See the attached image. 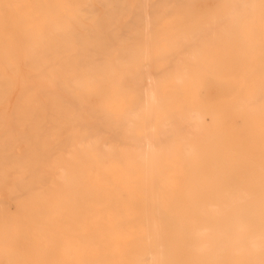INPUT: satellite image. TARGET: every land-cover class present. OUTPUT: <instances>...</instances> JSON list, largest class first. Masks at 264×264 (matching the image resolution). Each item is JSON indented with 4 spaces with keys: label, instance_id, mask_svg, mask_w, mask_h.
I'll return each mask as SVG.
<instances>
[{
    "label": "bare ground",
    "instance_id": "1",
    "mask_svg": "<svg viewBox=\"0 0 264 264\" xmlns=\"http://www.w3.org/2000/svg\"><path fill=\"white\" fill-rule=\"evenodd\" d=\"M0 1V264H264V0Z\"/></svg>",
    "mask_w": 264,
    "mask_h": 264
},
{
    "label": "rangeland",
    "instance_id": "2",
    "mask_svg": "<svg viewBox=\"0 0 264 264\" xmlns=\"http://www.w3.org/2000/svg\"><path fill=\"white\" fill-rule=\"evenodd\" d=\"M191 1V2H190ZM195 1V2H194ZM187 0V8L189 9V11H188V13H186V15L184 16V17H179V18H177V16L175 15V14H169V15H165L166 17L164 18V19H166V18H168V21H169V23L170 24H172L173 25V23L172 22H174L176 19H182V20H177V21H175L176 23H174V25L176 24V25H178V24H181V23H183L182 25H183V28L181 29L182 30V32H184L185 34H189V35H191V34H193L192 32H193V26L194 25H196L198 22H200L201 20H203V18H205V17H209V16H212V14H214V13H216V11L218 12L220 9H221V6H222V0H216L215 2H214V0H203V2L201 3V1L202 0H198V2H197V0ZM252 1V0H251ZM251 1H249L248 2V5H249V8L247 7L244 11H242L241 12V14H243L244 13V15H242L243 17L244 16H249V14L251 13V11L253 10V8L252 7H254V4H253V1L251 2ZM24 2H25V0H12V3H13V5L15 6V8H16V11L18 12V14L20 15V16H25V14H26V8L24 7ZM148 2V1H147ZM149 2L151 3V2H157V0H149ZM159 2V1H158ZM197 2V3H196ZM0 3H1V1H0ZM161 3H162V1H161ZM194 4V7H193V4ZM195 3H196V5H195ZM210 3V4H209ZM214 3V4H213ZM255 3V2H254ZM199 4V6H197ZM253 4V6H251ZM197 7H199L198 9H197ZM154 8H156V7H154ZM252 8V9H251ZM264 9V8H263ZM198 10V11H197ZM230 10L232 11V12H230ZM196 12H198V14L196 13ZM224 12H226L228 15L229 14H234L235 13V10H233V7H232V9H228V10H224ZM226 13H224V15L226 14ZM197 14V15H196ZM226 14V15H227ZM171 15V17H169ZM205 15V16H204ZM193 16V17H192ZM185 18V19H184ZM190 18V19H189ZM192 18V19H191ZM187 19V20H186ZM219 19V18H218ZM172 20V21H171ZM216 20H217V18H216ZM186 21V22H185ZM181 22V23H180ZM199 24V23H198ZM217 24H219V25H217ZM221 22L219 21V22H216V24H214V25H212L217 31H219L220 29L219 28H221ZM174 27H176V26H174ZM159 29V30H158ZM156 31L155 30H152V35L153 36H151V37H156L157 35H166V33H167V30H165V28L164 27H160V28H158ZM177 29H178V27H177ZM179 30H176L175 29V32H178ZM234 32H235V30H233ZM145 32H147V31H144L143 33H144V36H146V35H148V34H150L151 33V31L149 32H147V34H145ZM154 32V33H153ZM240 35H239V37H242V34H243V32H238ZM155 34V35H154ZM244 35V34H243ZM149 36V35H148ZM199 38V37H198ZM200 39V38H199ZM154 41V40H153ZM196 42V44H198V43H200L201 42V40H198V39H196L195 40ZM198 41H200V42H198ZM220 41V39L218 40V42ZM156 42V40L153 42V44H154V46H153V49L151 50V54H152V56H156V44L157 43H155ZM198 42V43H197ZM20 43H21V41H20ZM262 50H260V52L258 51V53H256L255 54V57H256V59H258L259 61H262V63H264V51L263 52H261ZM258 57V58H257ZM222 60H225V57L224 58H222ZM153 61H154V58H153ZM153 61H152V64H150V72L152 73V74H154L155 73V76H153L155 79H156V75H158V76H160L159 74L160 73H158V71L157 70H155V66L153 65ZM259 61H257L258 63H260ZM169 66L170 67H168L167 68V70L169 71V69H174V65H171V64H169ZM173 68H172V67ZM243 66H239L238 67V69H241ZM200 70H198V71H200V72H202V70L203 69H201V67L199 68ZM151 70H155V71H151ZM227 71V70H226ZM228 72V71H227ZM237 72H235V71H230V73H229V75H225V76H223V77H221V75L222 74H220V73H218V72H213V73H211V72H207V74L209 75H207V74H205V76H203L204 78H206V79H209L210 81H212V80H214L213 82H211L212 83V86H208L209 88L207 89V91H206V96L208 97V98H211V99H215V100H220L221 99V97L222 98H225V96L224 95H229V94H231V95H233L235 92H237V90H239V88H240V86H241V82H237V81H235L234 79H235V76H239L238 74H236ZM163 75L164 74H166V72L165 73H162ZM161 74V75H162ZM200 74V73H199ZM202 74V73H201ZM168 75V74H167ZM157 76V77H158ZM210 76H212V78L210 77ZM214 76V77H213ZM234 77V78H233ZM233 78V79H232ZM154 79V80H155ZM228 79V80H227ZM232 79V80H231ZM222 80V81H221ZM223 80H227V81H223ZM230 80H231V82H230ZM226 83V84H225ZM228 83V84H227ZM235 83V84H234ZM240 84V85H239ZM227 85V86H226ZM215 86L216 87H218V88H215ZM222 86H224V87H222ZM225 87H227V88H225ZM239 87V88H238ZM210 88H213V90H214V92L213 91H211V96L209 97V92L210 91H208V90H210ZM218 89V90H217ZM220 89H223V91H224V93L222 92V90H220ZM227 89V90H226ZM201 89H196V93H200L201 91H200ZM233 90H235L234 92H233ZM93 91L95 92V93H99L98 91H99V89L98 88H95V89H93ZM163 92H165L166 94H170V93H175L176 95L179 93V91L178 90H174V89H169V88H167V89H164V91ZM219 92H220V94L222 93V94H224V95H220L219 94ZM232 92V93H231ZM212 93H214V95L212 94ZM218 93V94H217ZM216 95V96H215ZM217 95H219L218 96V98H217ZM230 96V95H229ZM220 98V99H219Z\"/></svg>",
    "mask_w": 264,
    "mask_h": 264
}]
</instances>
